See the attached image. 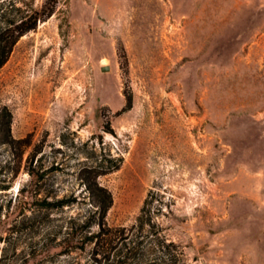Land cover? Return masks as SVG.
<instances>
[{
	"label": "rangeland",
	"instance_id": "rangeland-1",
	"mask_svg": "<svg viewBox=\"0 0 264 264\" xmlns=\"http://www.w3.org/2000/svg\"><path fill=\"white\" fill-rule=\"evenodd\" d=\"M1 106L27 142L22 158L0 145L15 264L90 256L65 231L87 206L79 167L100 156L103 230H134L147 196L153 230L187 264H264V0H57L0 65ZM36 148L38 179L25 167ZM53 194L79 200L42 207Z\"/></svg>",
	"mask_w": 264,
	"mask_h": 264
},
{
	"label": "trees",
	"instance_id": "trees-1",
	"mask_svg": "<svg viewBox=\"0 0 264 264\" xmlns=\"http://www.w3.org/2000/svg\"><path fill=\"white\" fill-rule=\"evenodd\" d=\"M57 0H45L39 8L29 10L17 0H0V65L7 59L9 52L18 37L34 28L39 20H44L55 10ZM11 112L6 106L0 107V145L16 149V154L22 158L25 138H15L11 133ZM39 149L30 151L25 158V167L37 179L43 176L42 164L38 162ZM107 160L105 156L90 159L79 167V177L85 183L83 201L87 204L83 213L69 218L68 228L65 231L69 240L81 241L82 247L93 243L90 256L80 262L71 264H187L184 259L182 246L165 235L153 230L155 222L147 216L144 204L136 216L135 229L125 232H110L103 230L101 222L108 208L112 204L110 190L102 185L97 176L102 173L101 166ZM115 164L112 168H116ZM0 188H8L7 184H0ZM39 203L45 209L60 208L70 205L79 199L76 195L53 194L51 198L44 195ZM77 224V226L75 225ZM93 225L100 227L92 230ZM148 225V227H146ZM12 231V230H11ZM3 237L0 246V264H15L17 252V237L11 232ZM112 236L102 238L101 234ZM14 235V236H13ZM11 253H8V251ZM100 254V255H98ZM14 256V257H11ZM34 256V253L23 254V264Z\"/></svg>",
	"mask_w": 264,
	"mask_h": 264
},
{
	"label": "water",
	"instance_id": "water-1",
	"mask_svg": "<svg viewBox=\"0 0 264 264\" xmlns=\"http://www.w3.org/2000/svg\"><path fill=\"white\" fill-rule=\"evenodd\" d=\"M101 69H102V70H106V69H108V65H102V66H101Z\"/></svg>",
	"mask_w": 264,
	"mask_h": 264
}]
</instances>
